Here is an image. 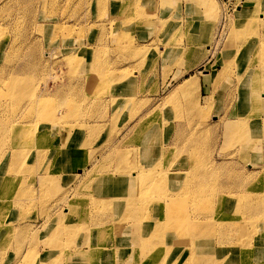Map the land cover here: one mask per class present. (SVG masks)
<instances>
[{
  "label": "rangeland",
  "instance_id": "1",
  "mask_svg": "<svg viewBox=\"0 0 264 264\" xmlns=\"http://www.w3.org/2000/svg\"><path fill=\"white\" fill-rule=\"evenodd\" d=\"M254 33L264 38V0H0V125L13 129L0 126V264H264V132L230 130L237 110L264 118ZM51 143L60 150L43 152ZM129 189L138 220L111 202ZM133 224L159 231L143 254L124 249Z\"/></svg>",
  "mask_w": 264,
  "mask_h": 264
},
{
  "label": "bare ground",
  "instance_id": "2",
  "mask_svg": "<svg viewBox=\"0 0 264 264\" xmlns=\"http://www.w3.org/2000/svg\"><path fill=\"white\" fill-rule=\"evenodd\" d=\"M248 23V22H247ZM246 23V24H247ZM254 36H255V41H257V46L255 47V49H254V53H253V57H252V60L253 61H256L258 58H260L261 56H263V54H264V44H263V42H264V38H263V36L261 35L260 37H259V35L258 34H256V33H254L253 34ZM248 39H251V38H248ZM253 44V43H252ZM252 44H250V46H249V51L250 50H252L253 48H254V44L252 45ZM249 51H248V56H249ZM247 56V57H248ZM247 57H243V59L242 60H245V61H248V63L246 64V63H244V64H241V72L242 73H244V71L245 70H248V69H252V68H254V65L252 64V62L253 61H250ZM93 59V56H91L90 57V62L89 63H87L89 66L90 65H92L91 63H92V60ZM263 61V62H262ZM262 63L260 62V64L258 65V68H263L264 69V59H262ZM96 62V61H95ZM93 63H94V61H93ZM246 64V65H245ZM257 65H255V66H257ZM91 67V66H90ZM84 69V68H83ZM221 74L222 73H220V76H221ZM194 81H195V79H193V78H185V80L184 81H182L177 87H176V91H175V93H174V95H185L186 93H187V91L189 90V87L190 86H192L193 84H194ZM263 85V87H264V83L262 84ZM232 89V88H231ZM233 90V92H234V95H233V99L236 97V94L237 95H239L242 99L244 98V94H240L237 90H235V89H232ZM250 91H253V90H250ZM263 91H264V88H263ZM180 95V96H181ZM251 95L252 96H250V97H247L246 99L249 101V102H252L253 100H255L256 98H257V95H254L253 93H251ZM121 99L120 100H115V101H117V104L118 103H120V101H124L123 100V98L122 97H120ZM233 99L231 100V101H233ZM240 100V98H238L237 99V101H239ZM114 101V100H113ZM232 103V102H231ZM51 116H52V114L51 113H49ZM235 116H236V118L234 119V120H232V124H230V130H231V133H232V130L233 129H235L236 130V133H239L240 131L243 133L244 132V126H245V124L248 122L249 123V129H247V130H245V132H244V134L245 135H247V136H249V135H251L252 133H254V131H255V129L254 128H259L261 131L259 132V136H261L262 135V133L264 132V121H263V117H261V116H255V115H250L249 113H248V111L247 110H245L244 112H239L238 110L235 112ZM1 116V115H0ZM53 117V116H52ZM1 119V118H0ZM1 121V120H0ZM53 121V120H52ZM3 122V121H2ZM204 122V121H203ZM205 123V122H204ZM204 123H202V124H204ZM6 124H2V125H0L1 127H2V133H4V132H9V129H12V127L11 126H5ZM8 127L9 129H7V128H5L6 130H3L4 128L3 127ZM13 126V125H12ZM54 126V125H53ZM205 126V125H204ZM207 126V125H206ZM205 126V127H206ZM1 127H0V129H1ZM137 127H140V126H137ZM216 128V127H215ZM49 129V128H48ZM46 130V134L49 132V130ZM13 130V129H12ZM224 130V132L226 133V131H227V126L226 125H223V129H222V131ZM11 132V131H10ZM69 132V131H68ZM206 132V131H205ZM214 132V131H213ZM1 133V134H2ZM12 133H13V131H12ZM7 134V133H6ZM5 134V135H6ZM199 134V133H198ZM205 134V133H204ZM4 134L0 137V144H3L4 143V141H6L5 139H7L8 140V138H5L6 136H5ZM65 135V138L66 139H68L69 141L68 142H70V141H74V139L75 138H71V134L70 133H67V134H64ZM202 135H203V133L201 134V136H200V138H198V139H201V137H202ZM11 136V135H10ZM198 136V135H197ZM198 136V137H199ZM7 137H8V134H7ZM262 137H264V135H262ZM38 140V139H37ZM36 140V141H37ZM17 141V143H21V142H26V139H23V140H16ZM15 142V141H14ZM14 142H9V143H13L14 144ZM35 142V141H34ZM146 142L148 143V140H146ZM68 144V143H67ZM53 143H51V144H49L48 146H47V148L43 151V152H45V151H48V149L50 148L49 146H51L52 147V150H60V147H59V145H58V143L57 144H55V145H53ZM1 146V145H0ZM42 152V153H43ZM41 155H43V154H41ZM13 157H14V159H15V161L16 162H14L15 163V169H18V170H21V168L18 166V162L17 161H20L21 160V156L18 154L17 155V157H16V155L14 154L13 155ZM39 157H41V156H39ZM210 161V160H209ZM196 165V164H195ZM196 168V167H195ZM192 171V170H191ZM195 171V170H194ZM210 171H211V169H210ZM220 171V170H219ZM201 172V171H200ZM204 172V171H203ZM203 172L201 173L202 174V176H205L204 174H203ZM222 172V171H221ZM86 173H88V169L87 170H83L82 172H79L78 173V178H79V180H80V176L83 174V176H85V174ZM92 176H93V178L92 179H97L99 176H97V178H96V176H94L93 175V172H91L90 173ZM181 175L183 174L182 172L180 173ZM200 174V175H201ZM221 174V173H220ZM222 174H224V173H222ZM186 175H187V173H186ZM186 175L184 176V178H183V180H187V179H185L186 178ZM190 177H191V175H190ZM196 177V176H195ZM207 177V176H206ZM206 177H204V178H206ZM221 177V176H220ZM14 179V178H13ZM94 179V180H95ZM192 179L193 178H191V181H192ZM230 179V178H229ZM249 179V178H248ZM15 180V179H14ZM126 180L128 181V183H129V187H132V186H134L135 184V182L130 178V177H127V178H125V179H121V180H119V181H123L122 182V185H126L127 183H126ZM8 181L10 182V179H8ZM187 182V181H186ZM242 184V183H241ZM240 184V185H241ZM87 186H82L81 184H80V188L79 189H85ZM187 187L188 188H190V185H184L183 187H180V188H177L176 190H177V194H179V192H184V194L185 195H187L188 193L187 192H189V191H187L186 189H187ZM246 187V186H245ZM131 190L132 189H129V191H128V193H126L125 191H121V192H119V191H117V192H119V193H117V192H115L114 193V196H113V198H112V200H111V202H112V205L114 206V207H121V209L119 210L120 212H122V213H124V215H126V216H123L124 217V219H125V217L126 218H130V219H133V220H138L139 219V217H137V214H138V209H137V211H136V208L135 207H137V206H135V204H136V200H137V195L136 196H134L132 199H130L131 198V196H132V193H131ZM164 190L167 192V194L165 195L164 194V196L163 197H166V196H171L173 193L172 192H169L167 189H165V187H164ZM194 192H196V190L194 191ZM199 192H201V188L199 189ZM248 192V191H247ZM264 192V191H263ZM259 192L257 191L255 194H258ZM262 193V192H261ZM129 196H128V195ZM177 194L175 195V194H173L172 195V197L173 196H175V197H177ZM139 195H142L141 196V198H144L145 196H143V194L142 193H140ZM184 195V196H185ZM189 195V194H188ZM190 196V195H189ZM233 196H235V195H233ZM178 198V197H177ZM180 198H182V197H180ZM180 198H178L179 200H180ZM160 200V199H159ZM160 202V201H159ZM178 202V203H177ZM177 202H175L176 204V206H177V204H178V206H179V201H177ZM182 204V203H181ZM240 204V203H239ZM238 204V205H239ZM158 208H160L161 207V204L160 203H158L157 205H156ZM180 207V206H179ZM138 208V207H137ZM237 208H238V206H237ZM245 208V207H244ZM244 208H243V210H244ZM246 209V208H245ZM250 209H252V206H250ZM119 211L117 210V211H115V213H114V215L116 214V213H119ZM237 211L239 212L240 211V209H237ZM160 212H162V211H160ZM248 212V211H247ZM157 213L158 212H154V210H152L151 211V214H156L157 215ZM201 213V212H200ZM243 213V212H242ZM249 213V212H248ZM150 214V215H151ZM203 214V213H202ZM119 215V214H118ZM143 216V215H142ZM196 218V217H195ZM210 218V217H209ZM198 219V218H197ZM196 219V220H197ZM200 219V218H199ZM213 219V218H212ZM63 219H62V217H60L59 218V220H58V222L55 224V226L53 227V229L52 230H50V229H46L45 230V232H44V236H43V238L41 239L43 242H52L56 237H54V234H58V230H59V228H61L62 226H63V221H62ZM186 220V219H185ZM190 220V219H189ZM194 220V219H193ZM195 220V221H196ZM65 221V220H64ZM123 221V220H122ZM154 221H157V220H154ZM195 221H194V223H195ZM121 221H120V219H119V221H118V223H120ZM174 222V221H173ZM228 222H230V219H229V221ZM228 225H230L229 223H227V226ZM197 226V224H195V227ZM192 228H195L194 226H193V224H192V226H191ZM129 229H130V231H131V233H129V238L127 237V238H125L124 239V243H130V245H126L125 246V251H134V253L135 254H137V253H144L145 252V250H147V248H149V246H151V241H152V239H150L151 237H153L154 238V241H156L157 240V236L159 235V234H157V232H159V231H157L156 233H151L153 236H149L148 235V238L147 237H141V236H137V235H139V234H141L142 233V227H141V225H139V224H133V225H129ZM196 229V228H195ZM226 228H223V227H220V232H223L224 230H225ZM216 230H217V228H216ZM179 231H180V229H179ZM132 232H134V233H132ZM218 232V231H217ZM7 233H10V232H7ZM249 233V232H248ZM247 233V234H248ZM92 234H93V231L91 232V231H87V230H85L84 231V235H85V242L84 243H80V245H79V248H81V249H86L87 251H89V252H91L92 253V251L94 250V248H95V244H93L92 243ZM101 234H102V231L100 230V229H96V237H97V242H100V241H103V240H101L103 237H101ZM250 234V233H249ZM51 235V236H50ZM83 235V236H84ZM50 236V237H49ZM223 239H226V238H223ZM241 239V242H243L244 243V240H243V238H240ZM249 239V238H248ZM148 240V241H147ZM229 240H231V238L229 239ZM236 240H237V238H236ZM238 241V240H237ZM54 243V242H53ZM223 243H226V241H224ZM190 246L191 245H189L186 249H189V251H190ZM246 246H247V244H246ZM83 247V248H82ZM135 248H140V251H138V250H136ZM123 249V248H122ZM121 248H118V250L119 251H121L122 250ZM85 250V251H86ZM136 250V251H135ZM123 251V250H122ZM165 252H167L166 250H164ZM164 251L162 252V253H164ZM246 251V250H245ZM75 252H77V251H75ZM124 252V251H123ZM80 253H83V252H80ZM150 253H148L147 254V256L149 255ZM164 256V255H163ZM179 256V255H178ZM178 256L177 257H175V259H177L178 258ZM163 257H161V258H159V259H157V258H155L156 260H154V259H150V262H149V264H168V263H166L165 262V260H163L162 259ZM242 261V260H241ZM247 261V260H246ZM145 262V259L143 260V263ZM169 264H171V262H169Z\"/></svg>",
  "mask_w": 264,
  "mask_h": 264
},
{
  "label": "crops",
  "instance_id": "3",
  "mask_svg": "<svg viewBox=\"0 0 264 264\" xmlns=\"http://www.w3.org/2000/svg\"><path fill=\"white\" fill-rule=\"evenodd\" d=\"M107 13L109 14V10ZM93 17H94L93 14H90V18H91V20H89L90 23L93 22L92 21ZM98 37H99V34L97 31H90L88 33V37L86 38L87 40H89V42H87V43L84 42V45H89V47H92L93 45L96 44V40L98 39ZM207 74H203V76H199V89L201 91V86H203V92L204 93H206L210 89L212 90V86L209 83V80H205V78H204L205 77L204 75H207ZM168 80H172V78H169ZM159 87H161V86H159Z\"/></svg>",
  "mask_w": 264,
  "mask_h": 264
}]
</instances>
